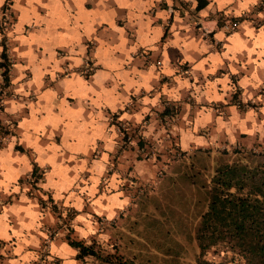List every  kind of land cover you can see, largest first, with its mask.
<instances>
[{
    "label": "clouds",
    "instance_id": "clouds-1",
    "mask_svg": "<svg viewBox=\"0 0 264 264\" xmlns=\"http://www.w3.org/2000/svg\"><path fill=\"white\" fill-rule=\"evenodd\" d=\"M5 2L6 0H0V7H3ZM182 2L189 5L192 12H195L199 6V0H182ZM163 3L167 4V11L159 7ZM86 4H92L96 11L89 12L86 10L84 7ZM174 6H179L177 0H25V6L21 8V0H15V9L24 12L21 24H28L34 30L35 36L30 35L21 39L19 36H14L12 32L6 34L10 39H19L22 45L28 46V51L21 54L22 57L29 58V66L33 67L35 73L34 79L28 83V88L30 89L33 83L36 84L37 100L39 102L46 100L48 104L34 105L25 101L24 98L28 97L30 92L25 90L24 84H20L23 76L20 77V80L13 81L14 85L19 84V87L16 88V94L21 99L8 102L10 106L6 108V112L8 115L18 118L23 115L22 110L27 107L31 110L32 119L23 121L21 124V128L24 129L23 135L19 139L12 138L10 141H4L9 144V147L0 151V170H5L4 179H0V241L6 245V247L0 248V256L4 257L2 264H55L57 258L62 260L64 264H77L75 260L69 259L68 253L77 255L78 252L67 249V245L60 248L51 245L48 249L51 254L46 257L44 262H41L42 240H47L49 229L55 228L57 223L62 221L51 214L50 207L47 210H41L39 200L29 197L28 193L33 191L29 184L19 183L22 178L32 177L34 166L42 172L44 177L37 185L42 191L35 192L34 196H40L47 202L49 195H45V193L50 194L65 220L68 218V209L79 213L75 215L71 225L85 247H91L92 239L90 238L96 237L98 243L105 245L108 251H112L111 247L108 246L112 238L111 233L101 232L94 216L85 212V209H90V212L94 213L95 216H99L106 223L111 224L118 214L124 212L130 205L129 198L121 199L123 193L118 189L122 181L115 175L112 177L105 176V173L109 172L108 154L114 151L115 129H109L112 132L111 136L106 135V125L99 123L103 119L101 112H97V117L92 123L86 124L83 105L78 107L75 119L71 123L65 124L67 117L64 110L68 108V105L59 106V114L54 115L56 105L52 103V100L56 98L57 93L51 90L40 93L42 77L48 74L52 80H56L57 72H65V69L60 67L65 60L71 61L68 64L70 72H73L72 69L83 65L87 48L82 40L95 38L94 25L107 23L109 29L120 33L123 37L125 28L119 27L116 20L120 18L121 11L125 9L127 11L123 14L127 22L126 27L139 24L141 28H149L156 20H162L164 25H167L169 18L174 14L179 28L173 27L172 31L179 40L180 31L191 32L195 26V21L185 24L179 11L173 13ZM53 7L64 18V22H52L51 9ZM260 9H264V0H211L198 13L199 22L203 23L205 34L216 29V22H207V18L210 15L218 17L220 13H223L225 18L236 21L229 24L225 30L239 29L240 31L234 32L230 37L225 36L224 31L217 32L215 36L217 43L227 41L224 43V50L221 54L210 53V49L214 48V45L204 41L203 38L199 41L193 39L184 43L185 49H194L200 54L208 53L199 63L195 64V68L202 70L205 76L208 74L215 76L218 69L225 67L231 75L237 77L240 76L241 72L247 73L239 80V86L245 90L241 97L245 105L250 100L255 103L257 99L255 93L264 87V78H262L264 76V27L260 28L257 35V30L252 23L244 19L250 17L257 21H264V11ZM38 10H43L45 14L40 15ZM153 10H155V16L152 15ZM185 17L191 20L188 11H185ZM242 20L243 23H241ZM61 28H67L71 35L63 37V43H55L57 29ZM19 30L18 28L17 31ZM155 31L159 37H162L163 26L156 28ZM3 39L4 35L0 34V41ZM33 44L36 45V49L32 48ZM250 44L251 46H249ZM58 47L67 48V56L57 59L56 48ZM41 48L43 49L42 52L40 51ZM130 51H135V49ZM0 52H3V48H0ZM37 54L45 57L39 60L38 64L36 63ZM185 59L191 61L192 57L186 55ZM225 61H227V65H225ZM206 64H210V66L205 68ZM237 65L239 66L237 67ZM109 66L117 67L114 64ZM249 66L252 67L251 71H249ZM17 67L20 68L21 66L17 65ZM168 74L171 75L172 73L168 72ZM125 75L127 74L125 73ZM2 82V77H0V83ZM66 82L71 84L73 81L66 80ZM76 82L80 85L83 83L79 80ZM217 84L223 86V94L210 96L209 99L227 103L224 100V95L235 93L237 87L232 85L229 76L216 80L211 85L213 91H215ZM81 88L82 90L75 92L73 98L85 97L91 100L89 107L93 110L102 107L100 99L92 98L96 95L93 88ZM249 88L252 91H248ZM88 93H92V96H89ZM122 108L123 105H121ZM37 109L39 113H44L40 116L42 118H37ZM231 112L232 116L227 121L222 116L216 118V135L211 141L194 138L191 134L188 138L195 139L196 148H206L215 144L223 133L231 145H236L235 132L239 128L241 131L247 132L249 136H255L259 133V138L264 140V122L257 123V113L254 110H248L244 119L240 118L235 107L231 109ZM260 112L264 113V108H261ZM112 113H117L115 107H112ZM125 118V116L120 117L121 120ZM203 120L205 123H211V112L204 115ZM249 122L252 125L251 129L247 128ZM3 124L11 127V121L8 119H4ZM46 125H51V130L47 129ZM61 125L62 128H60ZM196 127L197 129L201 127L199 120L196 122ZM58 128L62 132L63 142L56 145L52 141L56 135L55 130ZM42 137L48 141L44 146H41L40 143ZM69 139L76 142L69 143ZM98 139L106 141L100 151L101 156L89 164V150L92 154L97 152ZM16 144L24 147L26 151L31 148V159L26 155H17L13 158L11 151ZM178 147L181 151L193 150H189L188 144L184 142L183 138H181ZM58 158L59 163H57ZM70 163L74 166L70 167ZM46 165H51V170L47 169ZM139 175H147L150 179H154V173L150 169H141ZM101 185H103V192H101ZM113 190H116L114 194ZM6 198H12L13 202L9 206L3 207ZM13 223L18 227H13ZM205 258L215 259L210 257V254Z\"/></svg>",
    "mask_w": 264,
    "mask_h": 264
},
{
    "label": "crops",
    "instance_id": "crops-1",
    "mask_svg": "<svg viewBox=\"0 0 264 264\" xmlns=\"http://www.w3.org/2000/svg\"><path fill=\"white\" fill-rule=\"evenodd\" d=\"M210 2L211 0H199V6L195 12H192L189 5L183 4L182 0H177L179 6L173 7V13L179 11L180 17L184 20L185 24L195 21V26L191 32L180 31L179 40H177L172 31L173 27L179 28L174 14L169 18L167 25H164L162 20H156L149 28H141L139 24L126 27L127 22L124 19L123 13L127 10H122L121 16L116 20V23L119 27L125 28L123 37L120 33L109 29V25L104 23L102 25H94L95 38L93 40H88L87 38L82 40V43L87 48L84 58L90 59L94 64V69L89 75L83 76L77 72H68L57 76L56 80H52L48 74L42 77L40 93H45L49 90L57 93L56 98L52 100V103L56 105L54 115L59 114V106L68 105V108L64 110L67 117L65 124L71 123L75 119L78 107L83 105L85 108L83 115L86 124L92 123L97 117V112H101L103 119L99 123L106 125V135L111 136L112 132L109 129H115L114 151L108 154L109 172H106L105 176L112 177L115 175L122 181L119 184L118 190L123 193L121 199H130V205L124 212L119 213L111 224H97L101 232H109L112 235L108 243L112 251H108L105 245L98 243L96 237L90 238L92 242H95L100 247L99 251L101 253L105 251L115 252L125 258L132 259L136 264L134 254L129 256L118 247L119 233L123 230L121 227L123 215L132 212V206L137 196L149 190L156 177L161 174L162 168L166 167V165L168 166V163L172 160L195 151L207 153L218 151L227 155L228 153L233 154L235 149L258 148L264 145V140L259 138V133L255 136H249L247 132L241 131L239 128L235 132L236 145H231L223 133H221L215 144H211L206 148H196L195 139L188 138L189 134H191L194 138H203L205 141H211L216 135V118L222 116L224 120H229L232 116L231 109L233 107L238 110L241 119H244L248 110H254L257 113V123L264 122V113L260 112V109L264 108V87L255 93V97L257 98L255 103L250 100L245 105L241 100L245 90L239 86V80L247 75V73L241 72L240 76L237 77L231 75L227 67H225L224 69H218L215 76L212 74L205 76L202 70L195 68V64L199 63L208 53L200 54L194 49L184 48L186 41L193 39L199 41L203 38L204 41L214 45V48L210 49V53L221 54L224 50V43H227V41L217 43L215 41L217 32L224 31L225 36L230 37L234 32L240 31L236 29L227 33L220 26L218 19L219 16L223 15V13H220L218 17L210 15L207 18V22H216V29L205 34L203 23L199 22L198 13ZM14 4L15 0H6L5 5L0 7V15L6 12L11 17V21L7 27L5 29L0 28V34L4 35L5 40L4 53L6 60L9 62L7 82L5 84L3 82L0 83V96L2 97L0 104V151L9 147V144H6L4 141H10L12 138L19 139L24 132L21 124L25 120L32 119L31 110L27 107L22 110L23 115L18 118H14L6 112V108L10 106L8 102L13 100L19 101L21 99L16 94V88L19 87V84L14 85V80H20V77L23 76L20 84H24L25 90L30 92V95L24 98L25 101H29L34 105H39V103L41 105L48 104L46 100H41L40 102L37 100L36 84L33 83L31 88H28L29 81L35 77L33 67L29 66V58L21 56L22 53L28 51V46L22 45L19 39H10L6 34L7 32H12L14 36H19L21 39L30 35L35 36L34 30L28 24H21L24 12L20 9H15ZM24 6L25 0H21V8ZM84 7L89 12L96 11L92 4H86ZM159 7L162 10H168L166 3L161 4ZM260 10L264 11V9ZM185 11H188L191 20L185 17ZM38 12L40 15L45 14L43 10H38ZM51 15L53 23L64 22V18L57 13L55 7L51 9ZM152 15L155 16V10H153ZM245 20L252 23L250 17H247ZM241 23H243V20ZM161 26H163V35L159 37L155 29ZM18 28L20 29L19 31H17ZM255 28L258 35L261 27ZM108 29L109 31H107ZM70 35L71 33L68 32L67 28L57 29V40L54 42L63 43L62 38ZM45 45L47 46L46 40ZM0 48H2L1 41ZM32 48L36 49V45L33 44ZM133 48L135 51H130ZM17 49L18 51H16ZM141 49H145L144 57L137 54V51ZM40 51L42 52L43 49L41 48ZM56 52L58 53L57 59H61L67 56L68 49L58 47L56 48ZM186 55L191 56L192 60H186ZM44 58V56L37 54L36 63L38 64L39 60ZM253 59H255V56H253ZM70 63V60H65L60 67H68ZM113 64L117 65V67L113 68L109 66ZM17 65L21 67L18 68ZM225 65H227V61H225ZM209 66L210 64H206L204 67L208 68ZM1 70L0 77H2ZM251 70L252 67L249 66V71ZM168 72L172 74L169 75ZM225 76H229L232 85L237 87V91L224 95V100L227 103L215 99L210 100V96L223 94L222 85L217 84L215 91H213L211 85L216 80L222 79ZM66 80L73 82L69 84ZM77 80L83 83L80 85L76 82ZM127 85L130 86L126 87ZM81 87L93 88L96 95L92 96V93H88V95L92 96L93 99H100L102 107L93 110L89 107L91 100L85 97L73 98L77 90H82ZM248 91H252V89L249 88ZM66 95L67 97H65ZM165 100L172 103L170 107L172 113L167 115L160 114L162 103ZM121 105H123L122 109ZM112 107L117 109L116 114L112 113ZM209 112L212 115V122L205 123L203 116L209 114ZM43 114L38 112L37 118H42L40 116ZM121 116H125L126 118L121 120ZM6 118L11 119V127L3 124V120ZM198 120L201 122L200 129L196 127ZM118 124H125L126 128H120V130ZM62 127L61 125L60 128ZM251 127V122H249L247 128L251 129ZM46 128L51 130V125H46ZM55 131L56 135L52 143L59 145L63 142L62 132L59 128ZM181 138L188 144L189 150L193 149L192 151L180 150L178 144ZM68 142L75 143L76 141L69 139ZM105 142V140L98 139L97 145L99 147L97 152L92 154L91 150H89V164H91L92 160L99 159L101 156L100 151ZM40 143L41 146H44L48 141L42 137ZM173 149H176L180 154L174 156ZM31 152V148L26 151L24 147L16 144L12 147L11 154L13 158L17 155H26L31 159ZM145 154L149 156L145 158ZM229 159H226V161ZM57 163H59V158L57 159ZM69 166L74 165L70 163ZM45 167L51 170V165H46ZM141 169L152 170L154 179H150L147 175L140 176L139 172ZM34 172L37 174L36 177L32 175L31 178H22L19 183L29 184L33 189L32 192L28 193L29 197L39 200L41 210H47L50 207L51 214L59 221H62L57 223L55 228L49 229L48 235H50V239L47 247L42 240L41 262H44L46 257L51 254L48 251L51 245H55L57 248L67 245V249L76 250V248L68 244L66 234L73 239L79 240L78 233L71 225L75 215L79 213L68 209V218L65 220L61 216L60 208L55 205L50 194L45 193V195H49L47 202L40 196H34L35 192L42 191L37 185L44 179L42 172L38 168H35V166ZM69 175H72V173H69ZM4 177L5 170H0V179H4ZM113 191L114 194L116 190ZM101 192H103V185H101ZM12 202V198L4 199L3 207L9 206ZM85 212L92 214L96 220L97 216L91 213L90 209L86 208ZM13 227H18V225L13 223ZM4 247H6L5 243L0 241V248ZM68 255L69 259L75 260L77 264H114L104 262L100 257L92 255H84L82 257H76V255H71V253H68ZM3 260L4 257L0 256V264H2ZM55 264H64V262L57 258Z\"/></svg>",
    "mask_w": 264,
    "mask_h": 264
},
{
    "label": "trees",
    "instance_id": "trees-1",
    "mask_svg": "<svg viewBox=\"0 0 264 264\" xmlns=\"http://www.w3.org/2000/svg\"><path fill=\"white\" fill-rule=\"evenodd\" d=\"M0 67L3 84L7 82L9 62L1 41ZM172 113L163 107L160 114ZM236 157L218 164L207 183V201L194 227L197 255L190 264H264V145L235 149ZM37 174H33V177ZM76 257L92 255L114 264H135L115 252L101 253L92 242L85 247L66 234ZM210 257L215 259H206ZM223 254V255H222Z\"/></svg>",
    "mask_w": 264,
    "mask_h": 264
},
{
    "label": "rangeland",
    "instance_id": "rangeland-1",
    "mask_svg": "<svg viewBox=\"0 0 264 264\" xmlns=\"http://www.w3.org/2000/svg\"><path fill=\"white\" fill-rule=\"evenodd\" d=\"M238 153L195 151L172 160L123 215L118 247L136 264H190L197 255L193 231L218 164Z\"/></svg>",
    "mask_w": 264,
    "mask_h": 264
},
{
    "label": "built area",
    "instance_id": "built-area-1",
    "mask_svg": "<svg viewBox=\"0 0 264 264\" xmlns=\"http://www.w3.org/2000/svg\"><path fill=\"white\" fill-rule=\"evenodd\" d=\"M246 18H244V19H246ZM218 20L220 21V26L223 27L224 30L227 28V26L229 24H232V23L236 22L235 20H230L228 18H225L224 15L219 16ZM250 20H251L253 26H255V27H264V21H257L254 18H250ZM10 21H11V17H10L9 14H7L6 12L5 13H1V15H0V28H4L5 29ZM234 30H236V29H228V30H225V31L228 33V32H232ZM137 54L139 56H141V57H144L145 56V49L138 50ZM63 68L65 69V72H62V73L57 72V74H56L57 76H60L61 74H66V73L70 72L68 70V67L64 66ZM93 69H94V64L92 63V61L90 59H88V58H84V64L81 65L79 68L72 69L71 71L80 73L83 76H87L93 71ZM0 70H1V67H0ZM1 101H2V97L0 96V104H1ZM171 105H172L171 102L165 100L162 103V108L166 107V106L167 107H171ZM6 119L11 121L10 118H6ZM124 127L126 128L125 124H118V128L119 129L120 128L124 129ZM173 152H174V154H173L174 156L180 154L176 149H173ZM148 156H149L148 154L144 155L145 158H147ZM96 221H97L98 225L106 224V222L99 216H97ZM49 239H50V235H48V239L47 240H43L44 245L46 247L48 245Z\"/></svg>",
    "mask_w": 264,
    "mask_h": 264
}]
</instances>
